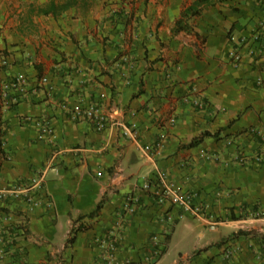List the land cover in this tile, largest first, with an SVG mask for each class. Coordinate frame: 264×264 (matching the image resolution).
I'll return each mask as SVG.
<instances>
[{"label": "crops", "instance_id": "obj_1", "mask_svg": "<svg viewBox=\"0 0 264 264\" xmlns=\"http://www.w3.org/2000/svg\"><path fill=\"white\" fill-rule=\"evenodd\" d=\"M65 1L0 0V235L8 213L30 230L20 243L26 257L10 252L0 264H264V160L235 159L241 149L264 157L263 138L248 134L264 133V48L256 58L239 43L259 31L264 0L206 7L190 20L191 33L178 34L176 20L194 0H78L56 16L31 12ZM237 47L239 67L228 57ZM22 72L42 83L13 102L3 87ZM101 91L124 112L97 132L71 117ZM41 119L54 126L52 141L41 139ZM37 174L44 181L35 197L44 203L33 210L8 199ZM162 174L194 193L218 226L187 213L156 256L152 237L167 227L166 208L142 185ZM133 197L138 211L125 215L116 260L107 261L103 241ZM74 226L82 230L69 244Z\"/></svg>", "mask_w": 264, "mask_h": 264}, {"label": "built area", "instance_id": "obj_2", "mask_svg": "<svg viewBox=\"0 0 264 264\" xmlns=\"http://www.w3.org/2000/svg\"><path fill=\"white\" fill-rule=\"evenodd\" d=\"M235 36H231L229 42L235 43ZM241 45H248L249 49L247 51L248 55L252 57H260L262 53L261 47L264 48V21H262L259 31L255 33L249 39H242L239 42ZM262 45V46H260ZM230 63L239 67L243 62V53L241 49L233 48L230 50L229 55ZM126 58V57H125ZM128 60V59H126ZM7 64V60H4V65ZM44 83L47 79L42 80ZM40 84V80L37 82H31L29 77L25 73H18L15 78H12L4 85V90L9 93H13L15 96L13 102L18 97L27 92L28 87L31 84ZM107 94L101 91L97 100L87 103L85 106H79L76 110L72 111V120L74 122H87L93 129L97 132H104L106 129L116 125L115 115H123V109L119 106H108L106 103ZM62 109L64 111L68 110V104L62 103ZM170 123L174 124L175 119H170ZM118 124V123H117ZM35 125L39 130L41 139L52 141L55 135V128L50 123L49 120H36ZM122 125L126 128V123L122 121ZM134 128L136 126H133ZM250 135H258L262 137L264 142V133L258 132L256 128H252L248 131ZM165 149V141H158L153 146V152L156 155H161ZM236 161L238 164L247 166L256 164L259 165L263 162L264 157L261 153H257L252 157H249L243 149L239 150L236 155ZM43 174H37L29 181H23L18 183L8 192V199L11 201L22 202L28 204L33 210L40 206L44 201L35 197V192L37 189L42 188ZM142 190L146 191L153 198L154 203L161 208H166V210L160 215L162 223L167 225L165 231L161 234H155L152 237L153 251L155 255L161 254L163 247H165V242L170 232V227L176 223L177 220L182 219L185 214L191 213L197 217H201L207 222L208 228L215 230L218 226L217 220H212L207 215L203 206H201L196 201V195L191 192H186L181 189L176 188L172 180L168 178L166 174H162L155 180L146 181L142 185ZM48 204V202H45ZM138 203L133 197L131 202L124 205L120 212V217L118 224L108 231L106 234V239L104 242L106 260L110 262H115L114 253L116 251L117 245L122 241L124 229V217L127 214H134L138 211ZM5 223H8L5 227L4 232L0 235V260L4 259L6 255L10 252L20 254L22 257H26L25 250L21 247L20 243L22 240L30 239V234L27 227L22 220H18L13 214H5L3 217ZM168 223V224H167ZM231 257V253H228L227 258Z\"/></svg>", "mask_w": 264, "mask_h": 264}, {"label": "trees", "instance_id": "obj_3", "mask_svg": "<svg viewBox=\"0 0 264 264\" xmlns=\"http://www.w3.org/2000/svg\"><path fill=\"white\" fill-rule=\"evenodd\" d=\"M225 0H194L190 5L186 6L183 10H182V14L180 16L179 19L176 20L175 23V27L172 30L173 34H178L180 32L185 31L186 33H191L192 32V28L190 25V20L200 16L203 12V10L206 7H211V6H215L218 3H221ZM79 1L78 0H68L65 1L62 4H56L54 2L50 3L49 5L45 6V7H35L34 5L31 6V12H37L38 15H58L61 14L62 12H64L65 10H67L69 7H71L72 5L78 4ZM3 135V132L1 130V125H0V137ZM208 136V133H204L202 134L198 139H195L191 145H194L198 142H201L205 137ZM4 146V142L3 140L0 139V165L1 163L7 159V154L3 148ZM104 200H102L97 208V211H99L102 206H103ZM96 211V213H97ZM96 213H94L92 216H94ZM76 224V223H74ZM27 227V225H26ZM28 232L29 227L27 228ZM82 230V227L76 228L74 226V228L71 231V236L70 239L68 240L69 244H72L75 239H76V234ZM169 236L166 239L165 244L168 242Z\"/></svg>", "mask_w": 264, "mask_h": 264}, {"label": "rangeland", "instance_id": "obj_4", "mask_svg": "<svg viewBox=\"0 0 264 264\" xmlns=\"http://www.w3.org/2000/svg\"><path fill=\"white\" fill-rule=\"evenodd\" d=\"M210 229V228H209ZM211 230V229H210ZM212 231H214V230H212Z\"/></svg>", "mask_w": 264, "mask_h": 264}]
</instances>
